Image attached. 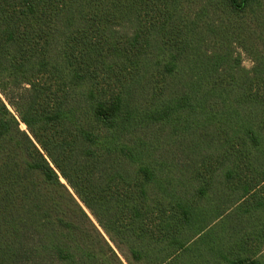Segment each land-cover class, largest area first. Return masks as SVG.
<instances>
[{
  "label": "trees",
  "instance_id": "1",
  "mask_svg": "<svg viewBox=\"0 0 264 264\" xmlns=\"http://www.w3.org/2000/svg\"><path fill=\"white\" fill-rule=\"evenodd\" d=\"M87 211L128 264H264V0H0V264H125Z\"/></svg>",
  "mask_w": 264,
  "mask_h": 264
},
{
  "label": "rangeland",
  "instance_id": "2",
  "mask_svg": "<svg viewBox=\"0 0 264 264\" xmlns=\"http://www.w3.org/2000/svg\"><path fill=\"white\" fill-rule=\"evenodd\" d=\"M237 53L239 54L240 58H241V62H242V66L247 69V70H251L254 66V61L251 58L250 55H248L245 51H243L240 48L236 49ZM5 99V98H4ZM7 103V102H6ZM8 107L12 110L11 106H9V104L7 103ZM22 127V125H21ZM23 129H25L26 127H22ZM89 213V211H87ZM90 214V213H89ZM90 216L92 217L93 221L97 224L98 228L101 230V232L104 234V236L108 239V241L110 242V244L112 245V247L117 251V253L121 256L123 262L125 264H128L126 258L129 257L128 252H127V248L126 245L124 244L122 249L124 254L122 255V252L118 249V247L116 246V244L110 239V237L108 236V234L102 229V227L97 223V221L95 220V218L90 214ZM136 264H142V263H136Z\"/></svg>",
  "mask_w": 264,
  "mask_h": 264
}]
</instances>
